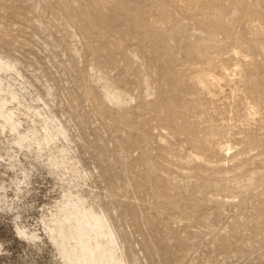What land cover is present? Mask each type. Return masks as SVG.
I'll use <instances>...</instances> for the list:
<instances>
[{
	"label": "rangeland",
	"instance_id": "obj_1",
	"mask_svg": "<svg viewBox=\"0 0 264 264\" xmlns=\"http://www.w3.org/2000/svg\"><path fill=\"white\" fill-rule=\"evenodd\" d=\"M0 60L50 135L0 130V264H65L68 195L112 264H264V0H0Z\"/></svg>",
	"mask_w": 264,
	"mask_h": 264
},
{
	"label": "bare ground",
	"instance_id": "obj_2",
	"mask_svg": "<svg viewBox=\"0 0 264 264\" xmlns=\"http://www.w3.org/2000/svg\"><path fill=\"white\" fill-rule=\"evenodd\" d=\"M9 69L8 65L0 60V71L6 72ZM1 86L0 130L4 131L7 128L10 133H15L16 137L13 145L15 144L19 149L28 147V144L33 139L38 146H47L50 135L44 140H40L33 133L27 135L20 133V123L14 109L16 107L14 106L15 104L20 105V101L15 94L10 92L7 93L10 97L9 99L2 97L1 93H5L6 91ZM107 96L109 97V94ZM34 111L42 116L39 111ZM52 136L58 137L59 134L56 133ZM10 155L13 158V155ZM59 164L63 165V162L61 161ZM54 165H58V163ZM82 205L83 202L78 197H74L73 195L64 197L60 205V215H56L53 225L49 229L50 239L59 242L60 255L65 264H112L113 261H116V255L115 251H113L114 254L112 255L106 254L107 244L111 243V240L109 235L104 231L103 221L99 217L90 215V210L84 209ZM19 233L26 238H38L35 234L28 233L26 229L19 228Z\"/></svg>",
	"mask_w": 264,
	"mask_h": 264
}]
</instances>
